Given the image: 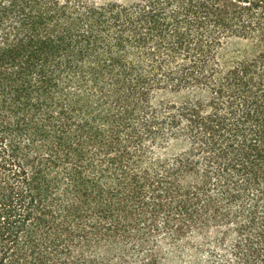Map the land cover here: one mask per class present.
Instances as JSON below:
<instances>
[{
	"label": "trees",
	"instance_id": "obj_1",
	"mask_svg": "<svg viewBox=\"0 0 264 264\" xmlns=\"http://www.w3.org/2000/svg\"><path fill=\"white\" fill-rule=\"evenodd\" d=\"M163 242L264 264V0H0V264Z\"/></svg>",
	"mask_w": 264,
	"mask_h": 264
},
{
	"label": "rangeland",
	"instance_id": "obj_2",
	"mask_svg": "<svg viewBox=\"0 0 264 264\" xmlns=\"http://www.w3.org/2000/svg\"><path fill=\"white\" fill-rule=\"evenodd\" d=\"M208 246L190 249L188 245L173 246L170 242H163L159 246L161 264H222L226 251L216 250L211 254Z\"/></svg>",
	"mask_w": 264,
	"mask_h": 264
}]
</instances>
